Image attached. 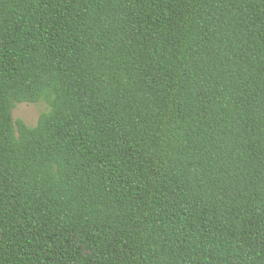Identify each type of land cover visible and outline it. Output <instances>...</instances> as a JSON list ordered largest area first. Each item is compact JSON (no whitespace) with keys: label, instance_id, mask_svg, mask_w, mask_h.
<instances>
[{"label":"trees","instance_id":"obj_1","mask_svg":"<svg viewBox=\"0 0 264 264\" xmlns=\"http://www.w3.org/2000/svg\"><path fill=\"white\" fill-rule=\"evenodd\" d=\"M0 264H264V0H0Z\"/></svg>","mask_w":264,"mask_h":264},{"label":"rangeland","instance_id":"obj_2","mask_svg":"<svg viewBox=\"0 0 264 264\" xmlns=\"http://www.w3.org/2000/svg\"><path fill=\"white\" fill-rule=\"evenodd\" d=\"M47 110V106L42 103H20L16 104L12 112L14 120L20 119L28 126H34L37 122L39 115Z\"/></svg>","mask_w":264,"mask_h":264}]
</instances>
